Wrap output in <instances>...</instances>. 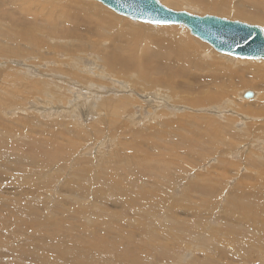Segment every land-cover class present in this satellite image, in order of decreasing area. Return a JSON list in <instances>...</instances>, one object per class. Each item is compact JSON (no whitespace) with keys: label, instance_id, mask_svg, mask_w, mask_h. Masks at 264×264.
<instances>
[{"label":"rangeland","instance_id":"rangeland-1","mask_svg":"<svg viewBox=\"0 0 264 264\" xmlns=\"http://www.w3.org/2000/svg\"><path fill=\"white\" fill-rule=\"evenodd\" d=\"M77 1L81 5H75L72 0H0V83H2L0 84V227L2 226L0 228V241L2 243H0V264H16L19 260L25 259H27V264L28 262H31L30 264H40V261L47 257L55 259L56 264H72L74 261L80 264H117V262L114 263L111 260H118L122 264H134V260L142 261L144 264H203V261L205 264H225L228 262L230 264H245L246 261H243L244 259L242 257L235 255L237 253L233 249H229V245H222L218 241V239L221 240L224 238L225 235L231 236L228 232H231L233 227L236 228V226L238 230L236 234H232V237L238 235L245 236L246 229H239L240 226H244L242 222L244 223L246 221L242 219V216H238L236 213H230L231 219L225 220L221 228L215 229L212 232L206 228L210 221H216V216L224 219L223 216L228 215L224 210L221 211L222 206L225 209L239 208V205L231 203L228 198L233 189H235V186L236 188L238 187L236 183H244L243 186L254 185L255 187L250 191L252 195H250L251 199H249V204L251 206L260 205L259 207L261 209L263 208L264 211V151L254 147L260 142L264 144V132L256 133L252 130L248 133L247 130L248 125L260 123L258 120L264 122V79L260 78L259 70L252 65L253 62L248 64L241 61L242 59L240 58L219 54L210 45L189 34V30L184 25L174 24L171 26H162L139 23L117 15L95 0ZM158 1L165 7L173 10L187 11L197 16L211 15L232 21H240L249 25L259 26L264 30V5H252L251 0ZM86 5H89V7H85ZM82 6L83 9L81 8ZM67 7L75 8V11L80 15L79 19L86 16L85 18L91 22L90 26H83L81 28L80 25L82 24L72 21L76 19L74 16L70 15L68 18L67 13V15H63V11ZM99 16H104L105 20L107 17L113 16L117 20V24H114L116 27L101 21ZM255 17L260 18L256 19ZM85 20L83 19V22ZM70 21H72V24L69 23ZM123 21L127 23L128 27L122 23ZM70 25L75 26L74 30H72ZM129 25L134 28L142 25L144 26V30L141 27L132 31ZM174 31L177 37L182 39L189 37V39L194 40L199 46L209 51V53H205L204 49H199L196 45L191 48L188 47L192 50L190 51L193 54L197 51V59L199 61L204 59V61L201 60L202 62H200L207 63L208 66L210 65L209 67L217 72L216 75L224 72V67L230 68V71H236L230 73V78H220V82L217 84L210 83L206 79L202 80L204 92H218L223 90L224 87L222 86L223 88H221L220 84L222 82L226 83L229 87L228 89L225 88L224 91L227 93L221 91L225 94L226 99L223 97L221 101L208 103L203 94L192 92L188 97L191 99V109L186 104L180 102H177V104L174 103L175 105L185 107L182 110L174 111L173 114H176L174 116L166 109L167 106L165 108V104L162 102L160 104L159 100L153 99V104H151L154 106L145 108L146 111L148 110L150 116L145 118V120H138L137 123H132L130 117L125 114H122L117 119L113 118V116H106L104 114L105 112L99 109L100 107L97 108L100 104L95 108L93 105L92 112L88 114L89 117L87 118L75 119L74 116L77 115V112H81V108L78 106L76 108L75 105L71 108H75L74 111H76V114L74 115L73 112L67 114L70 111H67V108H69L70 102L74 100V96L82 95L84 99L85 94L83 93L86 92L81 90V86L84 89L88 86L87 84H81L79 78L76 83V80L70 79L72 77L69 75H76L78 77L83 75V78L88 77L90 83H100L99 85L107 90L106 92L102 91L99 93L100 96L113 95L114 92L121 95L123 93L120 90L122 83L128 82L129 80L130 82L134 81L133 78L137 77L139 75L138 73L153 69L150 74L153 78L162 74L160 72L165 68L161 64V57L166 54L165 51H169L170 47H164L163 50V48L158 46L159 49L157 50V46H150L148 40L154 37L155 34L158 37L171 38V34ZM16 34L18 37H14ZM52 34L55 36L52 37ZM175 38H172L171 41H174ZM126 39H130L132 42L128 41L130 44H127L128 42L123 41H127ZM141 42L147 44V46L149 44L148 48L150 51ZM178 45L181 44L178 43ZM183 47L185 46L183 45ZM4 50L6 52L12 50V53L7 52V54H11L10 58L2 59L4 57L2 55ZM142 50L147 51V60L149 59L147 61L149 64L147 63L146 65L147 69H144L142 64H138L137 62L145 56ZM93 52L95 53L93 54ZM113 55L118 56L119 59L127 60L131 58L132 61H136L128 73L115 69V73L127 74L126 78L122 77L119 80V78L114 76V73L107 70L105 58ZM93 58H96V69L93 72L90 70L86 72L88 71L86 68L90 67L89 62ZM32 61L35 63L34 65H31L33 64ZM258 63H261V65L259 64V68H264V61ZM26 67H30L29 73ZM158 68H161V70L159 71ZM42 69L44 70L42 71L44 81L47 77L55 80L51 74L54 76L55 74L57 75V72L59 74L64 71L68 75L59 74L58 76L60 77L61 75L64 76V80L60 81V83L59 80H56L55 83L51 81V78L47 79L50 82V86L43 87L41 84L42 80L38 79L40 78L38 73ZM193 71L190 69V72L200 73L201 76L208 73L206 71H198V73ZM11 74L12 77H10ZM239 79H242V84L239 83ZM70 81L75 83L74 87H72ZM189 82V80L177 81V83L183 84L185 86L184 88L189 87V89H193L191 87L192 85L189 86ZM52 83L55 84L52 85ZM146 83L144 84L147 86ZM33 84L35 88H38L32 90L34 87ZM6 85L9 86L7 87ZM244 85L247 87H242ZM95 90L97 92L99 91L98 89ZM246 90L254 92L253 100L241 99L240 94ZM13 94L14 96H12ZM15 95H18V98ZM59 95H62L61 99L56 100L59 99ZM127 98L131 101L129 93H127ZM198 98L202 101L201 108L195 104ZM135 99L137 98L135 97ZM62 101L64 102L62 103ZM169 103L171 104L172 101ZM221 106H223L222 109L216 108ZM43 108L46 110L49 109L48 111L50 113H45ZM65 109L64 115L63 111ZM82 111H85V109ZM186 115L192 117L190 119L188 118V120H183V117ZM204 115L209 118L212 116V119L215 118L221 127L228 125V127H224L223 129L219 128L220 132L215 137L216 144L211 147L204 142L207 140V133L198 125V120L201 116L204 117ZM221 116H224L227 122L222 121L223 119H220ZM167 119H173L180 124H188L190 126L189 132L187 130L176 131L180 134L178 138L175 135L174 140H164L160 136L174 131L163 128L166 126L164 123H167ZM229 119L233 120V122H230ZM204 122L200 121L201 124H204ZM210 125L212 126V122H210ZM211 126H209V129ZM113 127L120 129L110 130L111 132L113 131L111 133L107 128ZM153 130L156 131L153 133ZM97 131H100V134L96 135ZM140 132L142 133L141 135ZM133 134L138 135L136 136L137 138ZM143 134H145V137ZM149 134L152 135L149 136ZM105 143L108 144L104 146ZM154 143L156 144L157 151L152 153L147 147H151ZM236 149H239L235 152L236 154L231 155ZM231 150L234 151L232 152ZM147 153L151 154V156H156L158 160L167 159L169 162L172 161L173 166H170L171 168L169 167L171 170L168 168V171H165L162 167L159 169L156 162L152 161L149 163V166L155 167L152 172L150 170L146 171L145 166H139L144 175L140 180V177L134 173L136 170L135 167L138 166L134 167L133 164L127 165L126 162L136 161L141 158L144 159L143 157ZM254 163V167L250 166L254 165ZM115 165L129 167L133 171V174H127L126 176L131 180L140 181V183H153L156 186L153 191L158 192L159 190L163 194L165 197L163 198V203H166L170 208L172 207L170 209L172 212L174 209L172 203H170V199L177 202L178 207L176 209L178 211L175 209L173 212L174 215L179 219L190 220V223L186 221L183 226L175 222L169 224L165 218L166 214H163V212H160L161 215L159 214L157 217H147L151 213L149 207L151 200L149 198L138 203H133L128 209H124L120 204L121 202L119 203L115 197L108 193L112 189L110 185L104 187L103 191L105 193H99L96 189L102 187L101 184L109 179L108 175H112L113 178L123 176L121 172L118 176L114 175L112 169ZM160 174L165 175L164 178L167 180L161 178ZM91 177H97L101 183L98 180L96 181L97 183H93ZM203 183L205 184L203 185ZM77 184H82V187L78 189L75 186V188L71 189V187H74L73 185ZM191 184L193 186H190ZM159 185L162 186L159 187ZM143 187L146 190L150 187V184L141 185L142 189ZM257 191L262 197L256 195ZM205 192L207 194L215 193L211 197L214 202L212 200L206 202L207 198L205 197L208 195ZM192 193L198 194V198L192 196ZM186 195H189L188 198ZM253 195L255 196L253 197ZM237 198H240V196H237ZM225 199H228L231 204L225 203ZM192 200L195 202H192ZM182 201H186L189 206L183 207V203L181 204ZM198 202L201 204L199 205V217L203 220L202 225L197 224L196 221L194 223L192 221L195 218V209L197 208ZM239 202L242 203L243 198ZM143 204H146V208L133 209L135 205ZM263 211L257 210V213L254 214L257 217L252 223H255L258 218L264 220ZM142 215L145 216L146 225L138 226V220ZM150 226L156 230L153 232ZM245 226H248L247 221L245 222ZM191 227L193 229L192 236L196 234L199 236L206 235L207 238H204L205 241L199 240L197 244L191 243L185 246L186 232L190 231ZM161 228L173 229L177 233H174L175 236L172 237L173 233ZM180 231L184 232L178 233ZM67 235L73 236L74 242L67 244L69 241L66 237ZM252 235L258 237L251 238V240L250 237H248L249 239L247 238L248 240H240L241 238L238 237L239 240H236V246H253L251 249L254 250L255 258L251 264H264V262H260V258L264 255V248H260V243L264 242V234L257 233L256 235L255 233H251L250 236ZM169 238L172 239L171 242L167 241L170 240ZM116 239L120 243L119 245H114V247H117L113 252L115 258L111 259L108 257L107 259V257H104L106 254L108 255L106 251L101 252L99 256L95 254L94 251H97L95 246H110L114 244ZM140 242L142 243L140 244ZM177 242L184 245L178 249L179 251L176 249L177 247L174 248ZM153 245L158 247L154 249L155 251H176L178 253L171 258L172 260L174 259L173 261L171 259L163 260L152 255ZM163 245H166L165 248L169 246L173 249H163ZM18 249H26L35 255H28L25 259L22 257L19 258L16 256V250ZM182 249L185 250L183 251ZM117 253L126 257L125 260L118 258ZM221 253H225L226 255ZM131 255L134 259L129 258V256L132 257ZM59 256H65L70 259L80 258L66 261L59 260ZM37 257L40 260H36Z\"/></svg>","mask_w":264,"mask_h":264},{"label":"bare ground","instance_id":"bare-ground-1","mask_svg":"<svg viewBox=\"0 0 264 264\" xmlns=\"http://www.w3.org/2000/svg\"><path fill=\"white\" fill-rule=\"evenodd\" d=\"M96 2H98L99 4H101V5H103L101 2H99V1H97V0H95ZM72 2H74V4L75 5H81L77 0H72ZM160 3V2H159ZM161 4V3H160ZM251 4L252 5H264V0H251ZM161 5H163V4H161ZM84 6V5H83ZM83 6L81 7L82 9H83ZM164 6V5H163ZM85 7H89V5H86ZM105 8H106V6H104ZM165 7V6H164ZM167 8V7H166ZM52 9V8H51ZM54 9V8H53ZM86 9V8H85ZM107 9H109V10H111L110 8H108L107 7ZM168 9H170V8H168ZM170 10H173V9H170ZM112 12H114V13H116L115 11H113V10H111ZM173 11H177V10H173ZM50 12V11H49ZM85 12H87L86 10H85ZM187 12V11H186ZM56 13V12H55ZM68 15H67V14ZM189 13V12H188ZM117 15H119V16H121V17H124V18H127V19H131L132 21H135V22H139V23H145V24H151V25H156V24H152V23H149V22H145V21H139V20H137V19H134V18H130V17H127V16H125V15H122V14H118V13H116ZM191 14V13H190ZM63 15H67V17L69 18V16L70 15H72V16H74L76 19H74V20H72V21H76L78 24H82V25H80L81 26V28H83V26H90V24H91V22L87 19V18H85L86 16H84L82 19H79V17H80V15L75 11V8L73 9V8H71V7H67V9L66 10H64L63 11ZM193 15V14H192ZM205 16H211V15H205ZM217 17V16H216ZM53 18V17H52ZM63 18V17H62ZM219 18H221V17H219ZM256 19H259L260 17H255ZM51 19V18H50ZM67 19V18H66ZM83 19H86L84 22H83ZM99 19L101 20V21H104V22H107L108 24H110L111 26H114V27H116V25H114L115 23H116V19L115 18H113V16H109V17H107V19L105 20V17L104 16H99ZM118 19V18H117ZM222 19H224V18H222ZM63 20V19H62ZM100 20H99V22H100ZM226 20H228V19H226ZM72 21H70L69 23L70 24H72ZM94 21V20H93ZM229 21H232V20H229ZM52 22V21H51ZM237 22H240V21H237ZM122 23H124V25L126 26V27H128V25H127V23H125V21H123ZM117 24V23H116ZM247 24V23H246ZM50 25H52V24H50ZM157 25H160V24H157ZM171 25H174V24H170V25H168V26H171ZM181 25H183V24H181ZM249 25V24H248ZM14 26V25H13ZM71 27H72V30H74V27L75 26H73V25H70ZM92 26V25H91ZM163 26V25H162ZM177 26V25H176ZM250 26H256V25H250ZM11 27V26H10ZM104 27V26H103ZM102 27V28H103ZM119 27V26H118ZM129 27L131 28V30L133 31V30H135V29H139V28H141L142 27V30H144V26H139L138 28H134V27H132V26H130L129 25ZM184 27H186L185 25H184ZM259 27V26H258ZM77 28V27H76ZM78 28H80V27H78ZM91 28H93V27H91ZM120 28V27H119ZM261 28V27H260ZM8 29V28H7ZM89 29V28H88ZM96 29V28H95ZM105 29V28H104ZM186 29H187V27H186ZM262 29V28H261ZM16 30V29H15ZM18 30V29H17ZM94 30V29H93ZM71 31V30H70ZM90 31H92V30H90ZM262 31H263V35H264V30L262 29ZM17 32V31H16ZM68 33H69V31H67ZM119 32V31H118ZM131 32V31H130ZM14 33V32H13ZM18 33V32H17ZM73 33H75V32H73ZM96 33V32H95ZM94 33V34H95ZM163 33V32H162ZM56 34V33H55ZM62 34L64 35V33H63V31H62ZM131 34V33H130ZM169 34V33H168ZM189 34H191L190 33V31H189ZM9 35H10V33H9ZM53 35V34H52ZM59 35V34H58ZM138 35V34H137ZM148 35V34H147ZM172 35V37L171 38H167V37H161V36H156V34L154 35V37H151V38H149V43H150V46H157L156 48H157V50L159 49L158 48V46L160 47V48H163V50H164V47H170V49H169V51L167 52V51H165L166 52V54L165 55H163L162 57H161V59H162V62H161V64L162 65H164L163 67L165 68L163 71H161L160 73H162L161 75H158L157 77H155V78H153L150 74H151V72H152V70H149V71H147V72H141V73H138L139 75L137 76V77H134L133 79H134V81H131L130 82V80L128 81V82H125V83H122V85L120 86V90L123 92L121 95H118V94H116V92H114V94L113 95H103V96H100L99 95V93H101L102 91H104V92H106L107 90H105V89H103V87H101L99 84H97V83H94V82H89V80H88V77L87 78H83L82 76L81 77H78V76H76V75H69V76H71L72 78H70V79H72V80H76V83H77V80H78V78H79V81L81 82V84H87L88 86H86V88L84 89V88H82V86H81V90L82 91H84V92H86V93H83V94H85V96H84V99H83V96L82 95H76V96H74V100L73 99H71V100H73V101H71L70 102V105H69V108H67V111L68 110H70V111H68L67 112V114L70 112V113H72L73 112V114L75 115L76 114V111H74V109L75 108H71L72 106H76V108H77V106L78 107H80L81 108V112H77V115L76 116H74L75 117V119H82V118H87V117H89L88 116V114H90L91 112H92V107H93V105H94V108L97 106V105H99L97 108H99L100 110H103L104 112V114L107 116H113V118H115V119H117L119 116H121L122 114H125V115H127L128 117H130V120H131V122L132 123H137L138 122V120H140V119H142V120H145V118H147L148 116H150L149 115V113H148V110L146 111L145 110V108L146 107H152V106H154V105H152L153 103V99H157V101L159 100V102H160V104H165V108H166V106H167V108L166 109H168V111L170 112V114H172L173 116L174 115H176L175 113L173 114V112L174 111H179L180 109L182 110V109H184L185 107L184 106H178V105H175L174 103H176L177 104V102H180V103H182V104H186V106H189L190 107V105H191V99L190 98H188L190 95H191V93L192 92H196V93H198V94H203L204 95V97H205V99H206V101L208 102V103H214V102H216V101H221V99L224 97L225 98V94L224 93H222L221 91H224V89L226 88V89H228V85L226 84V83H221L220 85V87L221 88H223V90H220V91H218V92H210V91H207V92H204L203 91V89H204V86H203V84H202V80L203 79H206L207 81H209L210 83H213V84H217V83H219L220 82V78H230L231 77V75H230V73H233V72H236L235 70L233 71H230V68H226V67H224V72H222V73H219L220 75H216V73L217 72H215L211 67H209L208 66V64L207 63H201L202 61L201 60H203L204 61V59H201L200 61L197 59V55H198V52L196 51L194 54H193V52H191L192 50L190 49L192 46H197L199 49L201 48V49H204V51H205V53H209V51L207 50V49H205V48H203V47H201V46H199L194 40H192V39H189V37H185L186 39H182V38H179V37H177V35H176V33H175V31L171 34ZM192 35V34H191ZM17 36V34L14 36V37H16ZM55 35H53L52 37H54ZM106 36V35H105ZM141 36V35H140ZM145 36V35H144ZM175 36H176V38H175ZM194 36V35H193ZM9 37V36H8ZM18 37V36H17ZM48 37V36H47ZM51 37V36H50ZM67 37H68V34H67ZM100 37V36H99ZM169 37V36H168ZM194 37H196V36H194ZM74 38V37H73ZM172 38H175V40L174 41H171L172 40ZM11 39V38H10ZM66 39V38H65ZM123 39V38H122ZM121 39V40H122ZM145 39V38H144ZM181 39V40H180ZM78 40V39H77ZM127 40V39H126ZM138 40V39H137ZM141 40V39H140ZM15 41V40H14ZM124 42H132L130 39L129 40H127V41H125V40H123ZM135 41H136V39H135ZM144 41V40H143ZM146 41V40H145ZM16 42V41H15ZM127 43V44H130V43ZM142 44H144L143 42H141ZM140 43V44H141ZM178 43H180L181 45H178ZM45 44V43H44ZM46 45V44H45ZM118 45H119V43H118ZM183 45L185 46V47H183ZM188 45V46H187ZM50 46V45H49ZM144 46L145 47H149V44H148V46H147V44H144ZM143 46V47H144ZM42 47V46H41ZM112 47V46H111ZM188 47H190V48H188ZM105 48H107V47H105ZM110 48V47H109ZM1 49V48H0ZM3 49V48H2ZM103 49V48H102ZM101 49V50H102ZM153 49V48H152ZM166 49V48H165ZM98 50V49H97ZM105 50V49H104ZM148 50L150 51V49L148 48ZM155 50V49H154ZM153 50V51H154ZM156 50V51H157ZM191 50V51H190ZM215 50V49H214ZM36 51V50H35ZM142 51H144V53H143V55H145V56H143L141 59H139L137 62H138V64H142V66L144 67V69H147V67H146V65H147V61L149 60H147V58H148V56H147V51L146 50H142ZM160 51V50H159ZM162 51V50H161ZM8 53H12V50H8L7 51ZM7 52L4 50L3 52H2V55H4V57L2 58V59H5V58H10V56H11V54H7ZM34 52V51H33ZM109 52H111V51H109ZM121 52V51H120ZM152 52V51H151ZM163 52V51H162ZM201 52V51H200ZM37 53V52H36ZM68 53V52H67ZM95 52H93V54H94ZM219 53V52H218ZM41 54V53H40ZM123 54V53H122ZM219 54H223V53H219ZM55 55V54H54ZM101 55H103V54H101ZM110 55V54H109ZM223 55H228V54H223ZM150 56V55H149ZM228 56H231V55H228ZM23 57V56H22ZM53 57V56H52ZM102 57H104V56H102ZM106 57V56H105ZM160 57V56H159ZM231 57H234V58H239V57H235V56H231ZM38 58H40V57H38ZM56 58V57H55ZM91 58H92V56H91ZM150 58V57H149ZM155 58H156V56H155ZM24 59V58H23ZM22 59V60H23ZM37 59V58H36ZM53 59V58H52ZM88 59V58H87ZM104 59V58H103ZM135 59V58H134ZM151 59V58H150ZM158 59V58H157ZM240 59H242L241 61H244L245 63H248V64H250V62L252 63V65H254L258 70H259V72H260V78L261 79H264V68H259V64L261 65V63H258V62H262V61H264V59H243V58H240ZM11 60V59H10ZM25 60V59H24ZM34 60V59H33ZM44 60V59H43ZM50 60H51V58H50ZM96 58H93L92 59V61L91 62H89L90 63V67H87L86 69L88 70V71H86V72H89V70L91 71V72H93L95 69H96V67H97V65L95 64L96 63ZM250 60H252V61H250ZM253 60H261V61H253ZM14 61V60H13ZM37 61V60H36ZM35 61V62H36ZM39 61V60H38ZM41 61V60H40ZM160 61V60H159ZM228 61V60H227ZM236 61H240V60H236ZM84 62H85V60H84ZM99 62V61H98ZM257 64H256V63ZM14 63H17V62H14ZM32 63H33V61H32ZM37 63V62H36ZM105 63H106V67H107V70L108 71H110V72H112V73H114V76L116 77V78H119V80H120V78H122V77H124V78H126V76H127V74H122V73H120V72H116L115 73V69H119V71H121V72H126V73H128L132 68H133V66H134V64L136 63V61H132L131 60V58L130 59H127V60H123V59H119V57L117 56H115V55H113V56H110V57H106L105 58ZM160 63V62H159ZM237 63V62H236ZM7 64V63H6ZM17 64H19V63H17ZM35 63H33V64H31V65H34ZM38 64H40V62H38ZM86 64H88V63H86ZM102 64V63H101ZM149 64V63H148ZM231 64H233V63H231ZM21 65H22V62H21ZM25 65V64H24ZM30 65V66H31ZM78 65V64H77ZM83 65V64H82ZM152 65V64H151ZM217 65V64H216ZM29 66V65H28ZM84 66V65H83ZM149 66V65H148ZM237 66V65H236ZM25 67V66H24ZM33 67V66H32ZM54 67V66H53ZM69 67V66H68ZM82 67V66H81ZM105 67V68H106ZM152 67V66H151ZM42 68V67H41ZM46 68V67H45ZM44 68V69H45ZM59 68V67H58ZM79 68V67H78ZM22 69V68H21ZM20 69V70H21ZM36 69H37V67H36ZM39 69V68H38ZM47 69V68H46ZM48 69H50V68H48ZM82 69V68H81ZM159 69V71L161 70V68H158ZM190 69L191 70H194L193 72H197L198 73V71L199 72H204V71H206V72H208L207 74H204V76H201L200 75V73H198V74H196V73H192V72H190ZM26 70H27V72L29 73V71H30V67H26ZM61 70V69H60ZM83 70V69H82ZM85 70V69H84ZM217 70V69H216ZM9 71H10V69H9ZM39 71V70H38ZM42 71H44L43 69L42 70H40L39 71V73H38V76H40V78H38L39 80H42V85H43V87H47V86H50V82H48L47 81V79H50V78H48L47 77V79H46V77H45V81H44V75H43V73H42ZM50 71V70H49ZM56 71V70H55ZM36 72V71H35ZM51 72V71H50ZM60 72V71H59ZM75 72V71H74ZM84 72V71H83ZM5 73H7V72H5ZM27 73V74H28ZM146 73V74H145ZM59 74H65V76H66V74L67 73H64V71L62 72V73H59ZM58 74V72H57V75L55 76H53V74H51L52 75V77H54L55 78V80H53L52 78H51V81H58L59 80V83H60V81H63L64 79H63V77L64 76H62L61 75V77L60 76H58L59 75ZM69 74H71V73H69ZM74 74H76V73H74ZM79 74H81V72H79ZM83 74V73H82ZM86 74V73H85ZM166 74V75H165ZM68 75V74H67ZM87 75V74H86ZM133 75V74H132ZM131 75V76H132ZM2 76H3V74H2ZM46 76V75H45ZM5 77H6V74H5ZM10 77H12V74H11V76ZM14 77V76H13ZM84 77H85V75H84ZM103 77V76H102ZM4 78V77H3ZM7 80H8V78H6ZM5 79V80H6ZM15 79V78H14ZM32 79V78H31ZM17 80H19V79H17ZM38 80V81H39ZM102 80V79H101ZM183 80H189L190 82V84H189V86L190 85H192L191 87L193 88V89H189V87L188 88H184L185 86L183 85V84H179V83H177V81H183ZM24 81V80H23ZM26 81V80H25ZM31 81V80H30ZM29 81V82H30ZM66 81H68V80H66ZM92 81H94V80H92ZM205 81V80H204ZM4 82V81H3ZM6 82V81H5ZM18 82V81H17ZM71 82V81H70ZM146 82H148V83H146ZM206 82V81H205ZM14 83V82H13ZM16 83V82H15ZM30 83H32V82H30ZM38 83V82H37ZM40 83V82H39ZM56 83V82H55ZM54 83V84H55ZM144 83H146L147 84V86L144 84ZM207 83V82H206ZM205 83V84H206ZM239 83H243V81H242V79H239ZM0 84H2V83H0ZM8 84V83H7ZM53 83H52V85H54ZM70 84H72V87H74L75 86V83H73V81L70 83ZM144 84V85H143ZM13 85H15V84H13ZM34 85V84H33ZM57 85V84H56ZM107 85V84H106ZM7 86V85H6ZM9 86V85H8ZM7 86V87H8ZM16 86V85H15ZM21 86V85H20ZM32 86V85H31ZM219 86V85H218ZM223 86V87H222ZM12 87V86H11ZM30 87V86H29ZM33 87V86H32ZM31 87V88H32ZM40 87V86H39ZM55 87V86H54ZM62 87V86H61ZM60 87V88H61ZM85 87V86H84ZM242 87H247L246 85H244V86H242ZM249 87V86H248ZM10 88V87H9ZM13 88V87H12ZM35 88V85H34V87L32 88V90ZM38 88V87H37ZM37 88H35V89H37ZM252 88V87H251ZM14 89H16V88H14ZM63 89V88H62ZM62 89H60V90H62ZM95 89H98L99 91L97 92ZM229 89H231V88H229ZM71 90H72V88H71ZM16 91V90H15ZM35 91V90H34ZM38 91V90H37ZM57 91V90H56ZM9 92V91H8ZM36 92V91H35ZM225 92V91H224ZM11 93V92H10ZM9 93V94H10ZM16 93V92H15ZM57 93V92H56ZM78 93V92H77ZM127 93H129L130 94V98H131V101H129L128 100V98H127ZM225 93H227V92H225ZM4 94H6V93H4ZM12 94V93H11ZM28 94V93H27ZM256 94V93H255ZM58 95V94H57ZM257 95V94H256ZM9 96V95H8ZM12 96H14V94L12 95ZM18 96V95H17ZM16 95H15V97L16 98H18ZM56 96V95H55ZM131 96H133V97H131ZM240 96H241V99L243 98V99H252V97H254V92H252V91H250V90H246V91H243L241 94H240ZM31 97V96H30ZM61 97H62V95L60 96H58V98L59 99H56V100H60L61 99ZM64 97V96H63ZM135 97L138 99H135ZM256 97H258V96H256ZM260 97V96H259ZM10 98V97H9ZM14 98V97H13ZM56 98V97H55ZM139 98H140V101H139ZM48 99V98H47ZM63 99V98H62ZM226 99V98H225ZM13 100V99H12ZM53 100V99H52ZM253 100V99H252ZM16 101V100H15ZM24 101V100H23ZM156 101V102H157ZM172 101V103L170 104L169 102H171ZM52 102V101H51ZM64 101H62V103H63ZM155 102V103H156ZM162 102V103H161ZM228 102V101H227ZM152 103V104H151ZM223 103V102H222ZM195 104L198 106V107H202V101H201V99H196V101H195ZM231 104H232V102H231ZM20 105V104H19ZM151 105V106H150ZM156 105V104H155ZM161 106H163V105H161ZM158 107H159V105H158ZM231 107V106H230ZM214 108V107H213ZM216 108H219V109H222L223 108V106H221V107H216ZM216 108H215V110H216ZM229 108V107H228ZM52 109V108H51ZM64 109V108H63ZM85 109V111H82V110H84ZM190 109H191V107H190ZM49 109H45V108H43V111L45 112V113H50L49 111H48ZM202 110V109H201ZM42 111V112H43ZM65 111H66V109L63 111V114L65 115ZM163 111V110H162ZM172 111V112H171ZM239 111V110H238ZM94 112V111H93ZM100 112V111H99ZM133 112H136V113H133ZM216 112H217V110H216ZM219 112V111H218ZM237 112V111H236ZM259 112V111H258ZM167 113V112H166ZM187 113V112H186ZM221 113V112H220ZM261 113V112H260ZM103 114V115H104ZM188 114V113H187ZM217 114V113H216ZM257 114V113H256ZM102 115V116H103ZM222 115H223V113H222ZM101 116V117H102ZM178 116V115H177ZM260 116V115H259ZM13 117V116H12ZM192 116H184L183 118V120H188V118L190 119ZM212 117V116H211ZM209 118V117H207V116H205L204 115V117L203 116H201V118L198 120V125L200 126V128L202 129V130H204L205 131V133H207L206 134V138H207V140L206 141H204L205 142V144L206 145H208V146H213V145H215L216 144V140H215V137H216V134L217 133H219L220 131V129H223L224 127H228V125H226V126H222L221 127V125H219V123L215 120V118L214 119H212V118ZM41 118V117H40ZM106 118V117H105ZM97 119V118H96ZM220 119H223L222 121H226L227 122V119L224 117V116H221V118ZM246 119V118H245ZM136 122H135V121ZM181 120V119H180ZM75 122H76V120H74ZM141 121V120H140ZM200 121H205L204 122V124H201L200 123ZM229 121L230 122H233V120H230L229 119ZM258 121H260V123H258V124H254V125H252V124H250V125H246L247 126V130H248V133H250L252 130L254 131V132H264V122L263 121H261V120H258ZM162 122V121H161ZM166 122V121H165ZM210 122H212V126L210 125ZM218 124H217V123ZM230 122H228V123H230ZM100 123V122H99ZM161 124H163V123H161ZM135 125V124H134ZM153 125V124H152ZM164 125H166L165 127H163V128H167L168 130L169 129H171V130H174V131H172V132H170V133H167V134H162L163 136H160V137H163L164 138V140H166V139H168L167 141H169V140H174V137H175V135H176V137L178 138L179 137V133L178 132H176V131H181V130H187L188 132H189V129H190V126L188 125V124H180L178 121H174L173 119L172 120H168L167 119V123H164ZM163 125V126H164ZM122 126H124V125H122ZM157 126V125H156ZM185 126H186V128H185ZM209 126H211V128L209 129ZM117 127V126H116ZM156 128V127H155ZM173 128V129H172ZM220 128V129H219ZM4 129V128H3ZM109 131L110 130H118V129H120V128H115V127H113V128H107ZM122 129H123V127H122ZM146 129V128H145ZM90 130V129H89ZM131 130V129H130ZM140 130V129H139ZM138 130V131H139ZM148 130V129H147ZM163 130H165V129H163ZM239 130V129H238ZM120 131V130H119ZM132 132H133V130H131ZM134 131H135V129H134ZM136 131H137V129H136ZM154 131H156V130H153V133H154ZM158 131V130H157ZM165 131H167V130H165ZM111 132V131H110ZM113 132V131H112ZM111 132V133H112ZM129 133H131L130 131H129ZM139 133V132H138ZM137 133V134H138ZM144 133V132H143ZM175 133V134H174ZM98 134H100V131H97L96 132V135H98ZM142 133L140 132V135H141ZM134 135V134H133ZM144 135V137H145V134H143ZM150 135H152V134H149V136ZM118 136V135H117ZM135 137L136 136H138V135H134ZM148 136V135H147ZM148 136V137H149ZM156 136V135H155ZM152 137V136H151ZM158 137V136H157ZM137 138V137H136ZM104 139V138H103ZM98 140V139H97ZM124 142V141H123ZM122 142V143H123ZM166 142V141H165ZM229 142V141H228ZM103 143V142H102ZM139 143V142H138ZM106 144H108V143H105L104 144V146L106 145ZM113 144H115V143H113ZM139 145V144H138ZM98 146H99V144H98ZM101 146V145H100ZM108 146V145H107ZM106 146V147H107ZM141 146V145H140ZM148 146V145H147ZM254 147H256L257 149H259V150H261V151H264V149H263V147H264V144L262 143V142H260V143H258V144H256ZM115 148V147H114ZM148 149H149V151L150 152H156L157 151V147H156V144L154 143V144H152L151 145V147H147ZM226 150V149H225ZM230 150V149H229ZM235 150V149H234ZM233 150V151H234ZM239 150V149H238ZM237 149H236V151H232L233 153H231V155H235L236 153L235 152H237L238 151ZM241 150V149H240ZM245 151V150H244ZM247 151V150H246ZM177 153V152H176ZM220 153V152H219ZM134 154H136V153H134ZM154 155H156V154H154ZM113 156H114V154H113ZM133 156V155H132ZM223 156V155H222ZM144 159H138V160H134V161H127L126 162V164L128 165H134V167L135 166H138V167H135L136 168V170L134 171V173L136 174V175H138L139 177H140V180L143 178V171L140 169V167L139 166H145L144 168H145V170L146 171H153L154 170V168L155 167H152V166H149V163L150 162H152V161H155L156 162V164H157V167L160 169L161 167L165 170V171H168V168L170 167V166H173V164L171 163L172 161H167V159H163V160H158L157 159V157L156 156H151V154H149V153H147L146 155H144V157H143ZM242 158H243V156H242ZM246 159V158H245ZM244 159V160H245ZM171 160V159H170ZM27 161V160H26ZM177 162V161H176ZM138 163H141V164H138ZM177 164V163H176ZM122 165H125V164H122ZM122 165H115V167H113V169H112V171L114 172V175H116V176H118L119 175V173L121 172V173H123V176L122 177H116V178H113L112 177V175H108L109 176V179H107L104 183H102L101 184V186L102 187H99L98 189H96L99 193H105L103 190H104V187H107L108 185H110V186H112V189H110V192H108L110 195H112L113 197H115V199L123 206V208L124 209H128L133 203H138V202H141V201H144L146 198H149L150 200H151V203L149 204V207H150V214L147 216V217H149V216H154V217H157V215L159 216V214H160V212H163V214L165 213L166 214V219H167V223H169V224H172L173 222H175V223H177V224H180L181 226H183L185 223H186V221H188V223H190L189 221L190 220H183V219H179L177 216H175L174 215V210L178 207L177 206V202H175L174 200H172V199H170L171 201H170V203H172V206H173V212H172V210H170L171 208L166 204V203H163V198H165L164 196H163V194L162 193H160V191L158 190V192H154L153 190L155 189V185L153 184V183H146V182H143V183H140V181H134V180H131V179H129L126 175L128 174V175H131V174H133V171L132 170H130L129 169V167H121ZM250 165V164H249ZM250 166H255V163H254V165H250ZM121 167V169H119ZM171 168V167H170ZM169 168V169H170ZM249 168V167H248ZM171 170V169H170ZM264 170V169H263ZM262 170V171H263ZM161 171H163V170H161ZM218 171V170H217ZM207 172V171H206ZM163 173V172H162ZM166 173V172H165ZM222 173V172H221ZM164 174V173H163ZM214 174V173H213ZM206 175H208V174H206ZM223 175V174H222ZM224 175H225V173H224ZM160 176H161V178H163V179H165L164 178V176L163 175H161L160 174ZM171 176V175H170ZM170 176H168V177H170ZM173 176V175H172ZM204 177H205V175H204ZM208 177V176H207ZM211 178V177H210ZM169 179V178H168ZM174 179V178H173ZM202 179V178H201ZM99 181V183H101L100 182V179H97V177H91V181L93 182V183H97L96 181ZM165 180H167V179H165ZM177 180V179H176ZM179 180V179H178ZM208 180H209V178H208ZM201 181V180H200ZM171 182H173V181H171ZM175 182V181H174ZM241 182V181H240ZM239 182V183H240ZM145 184H150V187L149 188H147L146 190H144V187H143V189L141 188V185H145ZM153 184V185H152ZM205 183H203V185H204ZM213 184V183H212ZM220 184V183H219ZM237 185H238V189L236 188V186H235V189H233V191H232V193L230 194V196L228 197L229 198V200H230V202L231 203H235V204H237V205H239V208H237V209H230V208H226L225 209V207L224 206H222L221 208V211L222 210H224L226 213H228V215L226 216H223L224 217V219L223 218H219V217H215L216 218V221H214V220H212V221H210L209 222V224H208V226H207V230H211V232L212 231H214L215 229H219V228H221V225L224 223V221L226 220H229V219H231V216H230V213H236L238 216L240 215V216H242V219L245 221H247L248 222V226H245V222L243 223L242 222V224H244V226H240L239 227V229L240 228H245L246 229V234H245V236H240V235H238V236H234V237H232L233 235L232 234H236V231L238 230V229H236L237 228V226H236V228L235 227H233V230L231 231V232H228V234H230L231 236H228V235H225L224 236V238H222L221 240L220 239H218L217 237H216V239H218V241H220V243L222 244V245H229V249H233L237 254H235V255H238L239 257H242V259H244L243 261H246V263L245 264H251V263H253V261H254V258H255V254H254V250L253 249H251L252 247L251 246H249L248 245V247H246V246H244V245H239L238 247L236 246V240H239V238L238 237H240L241 239L240 240H243V239H247L248 237H250V240H251V238H257L258 236H250L251 235V233H255L256 235H257V233L259 234V233H262V234H264V227L262 228V226H264V220H261V219H257L256 220V222L255 223H252L253 222V220L257 217L256 215H254L255 213H257V210H260V211H263V208L261 209L259 206H251L250 204H249V199H251V197H250V195H252V194H250V191H252L251 189L252 188H254L255 186L254 185H251V186H249V185H247V186H243V184L244 183H240V184H238V183H236ZM195 185V184H194ZM202 185V184H201ZM210 185V184H209ZM74 187H71V189H73V188H75V186H77V188L78 189H80L81 187H82V184H77V185H73ZM79 186V187H78ZM162 186V185H161ZM160 185H159V187H161ZM190 186H193V184H191ZM213 186V185H212ZM214 186H219V185H214ZM145 187H147V186H145ZM158 187V186H157ZM183 187H184V185H183ZM84 188V187H83ZM82 188V189H83ZM110 188V187H109ZM201 188H202V186H201ZM204 188H206L207 189V187H205L204 186ZM77 189V190H78ZM203 189V188H202ZM208 189H209V187H208ZM215 189V188H214ZM217 189V188H216ZM77 190H73V191H77ZM204 190V189H203ZM210 190V189H209ZM208 190V191H209ZM106 191V190H105ZM212 191V190H211ZM90 192V191H89ZM187 192V191H186ZM206 193V192H205ZM92 194V193H91ZM213 194H215V193H212V194H207L206 193V195H208L207 197H205V198H207L206 199V202L207 201H209L210 202V200H212V195ZM219 194V193H218ZM255 194V193H254ZM201 195V194H200ZM205 195V194H204ZM228 195V194H227ZM256 195H258V197H262V195L260 194V193H258V191H257V194ZM187 196V195H186ZM189 196V195H188ZM188 196H187V198H188ZM192 196H195V197H197L198 196V194H193L192 193ZM237 196H240V198H237ZM255 195H253V197H254ZM214 197V196H213ZM186 198V199H187ZM198 198V197H197ZM199 198H200V196H199ZM227 198V197H226ZM243 198V202L241 203V202H239L241 199ZM195 199V198H194ZM114 200V199H113ZM130 200V201H129ZM139 200V201H138ZM199 200V199H198ZM201 200V199H200ZM226 200V199H225ZM224 200V201H225ZM229 200L227 199L226 200V202L225 203H227V204H231V203H229ZM253 200V199H252ZM254 201V200H253ZM115 202V201H114ZM192 202H195L194 200H192ZM203 202V201H202ZM206 202H205V204H206ZM212 202H214L213 200H212ZM183 203V207L184 206H189V204L186 202V201H182L181 202V204ZM255 204V203H254ZM253 204V205H254ZM259 204V203H258ZM199 205H201L200 204V202H198L197 203V208L195 209V218H194V220H192L193 221V223H194V221H196V223L197 224H200V225H202V223H203V220L201 219V217H199V209H200V206ZM263 205V204H262ZM176 206V207H175ZM27 207V206H26ZM144 208H146V204H143V205H135L134 207H133V209H135V210H137V209H144ZM60 210V209H59ZM177 210V209H176ZM191 210V209H190ZM211 210V209H210ZM178 211V210H177ZM176 211V212H177ZM212 211V210H211ZM85 212V211H84ZM202 212V211H201ZM186 213V212H185ZM198 213V214H197ZM222 213V212H221ZM260 213V212H259ZM263 213H264V211H263ZM83 214V213H82ZM162 214V215H163ZM224 214V213H223ZM74 215H75V213H74ZM84 215V214H83ZM108 215H110V214H108ZM161 215V214H160ZM185 215V214H184ZM207 215V214H206ZM209 215H210V212H209ZM257 215H259V214H257ZM96 216V215H95ZM233 216H235V215H233ZM263 216H264V214H263ZM6 217V216H5ZM13 217V216H12ZM74 217V216H73ZM78 217V216H77ZM104 217V216H103ZM162 217H164V216H162ZM202 217H203V215H202ZM207 217V216H206ZM222 217V216H221ZM227 217H229V218H227ZM237 217V216H236ZM260 217V216H259ZM106 218V217H105ZM210 218H211V216H210ZM193 219V218H192ZM233 220V219H232ZM161 221V220H160ZM163 221V220H162ZM161 221V222H162ZM166 221V220H165ZM191 221V222H192ZM164 222V221H163ZM240 222V221H239ZM208 223V222H207ZM237 223H238V221H237ZM1 224V223H0ZM49 224V223H48ZM165 224V223H164ZM141 225H146V219H145V216L144 215H142V216H140V218H139V220H138V226H141ZM153 226V225H152ZM152 226H150V228L152 229V231L154 232L156 229L155 228H153ZM194 226V225H193ZM2 227V226H1ZM0 227V228H1ZM143 227V226H142ZM195 227V226H194ZM198 227V226H197ZM223 227H225V226H223ZM128 228V227H127ZM196 228V227H195ZM199 228V227H198ZM27 229H28V227H27ZM143 229V228H142ZM141 229V230H142ZM161 229H164V230H166V231H168V232H170V233H173L172 234V237L173 236H175V234L174 233H177V231H175V230H173V229H168V228H161ZM128 230V229H127ZM149 231V230H148ZM224 231V230H223ZM6 232V231H5ZM113 232H114V230H113ZM126 232V231H125ZM145 232H146V230H145ZM144 232V233H145ZM184 231H180V232H178V233H183ZM186 232V231H185ZM60 233V232H59ZM127 233V232H126ZM187 234H186V240H185V246H187V244H197V242L200 240H202V241H205V239L204 238H207V236L206 235H203V236H199V235H193L192 236V234H193V229H192V227L190 228V231H188V232H186ZM210 233V232H209ZM248 233H250V234H248ZM31 234V233H30ZM203 234V233H202ZM122 235V234H121ZM124 235V234H123ZM149 235H150V233H149ZM188 235H189V237H188ZM223 235V234H222ZM1 236H2V234H1ZM5 236V235H4ZM16 236V235H15ZM29 236V235H28ZM144 236V235H143ZM181 236V235H180ZM12 237V236H11ZM17 237V236H16ZM68 239H69V241L67 242V244H69V243H71V242H74V240H73V236L71 237V236H69V235H67L66 236ZM82 237V236H81ZM151 237V236H150ZM219 237V236H218ZM263 237V236H262ZM19 238H20V236H19ZM77 238V237H76ZM22 239V238H21ZM36 239V238H35ZM168 239V238H167ZM170 239V238H169ZM249 239V238H248ZM247 239V240H248ZM3 240V239H2ZM12 240H13V238H12ZM16 240H18V239H16ZM23 240V239H22ZM27 240V239H26ZM171 240L172 239H170V240H167V241H169V242H171ZM254 240V239H253ZM8 241H10V240H8ZM19 241H21V240H19ZM23 241H25V240H23ZM82 241V240H81ZM158 241V240H157ZM231 241V242H230ZM255 241V240H254ZM264 241V240H263ZM14 242V241H13ZM12 242V243H13ZM122 242V241H121ZM156 242V241H155ZM252 242V241H251ZM0 243H1V241H0ZM11 243V242H10ZM10 243H8V244H10ZM19 243V242H18ZM17 243V244H18ZM29 243V242H28ZM34 243V242H33ZM60 243V242H59ZM78 243V242H77ZM82 243V242H81ZM119 243H120V241H118L117 239L114 241V244H112V245H110V246H101V245H99V246H95V248L97 249V251H94L95 252V254H97L98 256H99V254L101 253V252H104V251H106L107 253H108V255L106 254L105 255V253H104V257H107V259H108V257L109 258H115V256H114V254H113V252H114V250H116L115 248H117V247H114V245H119ZM142 242H140V244H141ZM157 243V242H156ZM2 244V243H1ZM15 244V243H14ZM13 244V245H14ZM20 244V243H19ZM37 244H39V243H37ZM125 244H127V243H125ZM261 245H260V248L262 249V248H264V242H262V243H260ZM4 245H5V243H4ZM11 245V244H10ZM21 245V244H20ZM30 245V244H29ZM34 245V244H33ZM40 245V244H39ZM46 245V244H45ZM122 245V244H121ZM148 245V244H147ZM169 245V244H168ZM254 245H255V243H254ZM257 245V244H256ZM6 246V245H5ZM25 246V245H24ZM43 246V245H42ZM48 246V245H47ZM71 246V245H70ZM74 246V245H73ZM154 246V245H153ZM164 246V247H163ZM162 246V248L164 249L165 248V246L166 245H163ZM182 246H184L182 243H179V242H177L176 244H175V246H174V248H176L177 250L179 249V248H181ZM191 246V245H190ZM213 246V245H212ZM7 247V246H6ZM14 247V246H13ZM19 247V246H18ZM32 247V246H31ZM40 247H41V245H40ZM46 247V246H45ZM55 247H56V245H55ZM191 247H193V246H191ZM1 248V247H0ZM2 248H4V247H2ZM33 248H34V246H33ZM43 248V247H42ZM50 248V247H49ZM156 248H158V247H156V246H154V248H153V252H152V255H154L155 257H158V258H162L163 260H170L173 256H175L178 252H176V251H171V252H169V251H162V250H154V249H156ZM187 248V247H186ZM8 249V248H7ZM51 249V248H50ZM57 249H58V247H57ZM82 249V248H81ZM165 249H173V248H170L169 246H168V248H165ZM15 250V249H14ZM26 250V249H25ZM25 250H23V249H18V250H16V256H18L19 258L20 257H22V258H26V257H28V255H35V254H33V252H29V251H25ZM33 250H35V249H33ZM127 250H129V249H127ZM148 250V249H147ZM183 250V249H182ZM185 250V249H184ZM183 250V251H184ZM56 251V250H55ZM63 251H64V249H63ZM122 251V250H121ZM179 251V250H178ZM210 251V250H209ZM50 252V251H49ZM61 252V251H60ZM139 252H140V248H139ZM53 253H55V252H53ZM68 253V252H67ZM89 253V252H88ZM130 253H132V252H130ZM148 253V252H147ZM264 253V252H263ZM3 254V253H2ZM39 254V253H38ZM60 254V253H59ZM221 254H224V255H226L225 253H221ZM10 255V254H9ZM13 255H14V253H13ZM51 255V254H50ZM81 255V254H80ZM133 255V254H132ZM131 255V256H132ZM138 255V254H137ZM92 256V255H91ZM117 256H118V258H120V259H122V260H125V258L126 257H124L122 254H120V253H117ZM128 256V255H127ZM134 256V255H133ZM133 256L132 257H130L129 256V258L130 259H134L133 258ZM178 256V255H177ZM208 256V255H207ZM6 257V256H5ZM85 257V256H84ZM13 258V257H12ZM11 258V259H12ZM77 258H80V257H76L75 259H70V258H68V257H65V256H59V260L60 259H62V260H66V261H69V260H76ZM128 258V259H129ZM178 258V257H177ZM117 259V258H116ZM186 259V258H185ZM238 259V258H237ZM240 259V258H239ZM241 259V260H242ZM261 260H260V262L262 261V262H264V255H263V257H261L260 258ZM1 260V259H0ZM9 260H10V258H9ZM12 260H14V259H12ZM36 260H40V258L39 257H37V259ZM90 260V259H89ZM172 260V259H171ZM174 260V259H173ZM172 260V261H173ZM4 261H6V260H4ZM94 261V260H93ZM105 261H107V260H105ZM112 262H114V263H116L117 262V264H122V263H120V262H118V260L117 261H115V260H111ZM129 261V260H128ZM201 261V260H200ZM236 261H238V260H236ZM11 262V261H10ZM84 262V261H83ZM6 263V262H5ZM31 263V262H30ZM29 262H28V264H30ZM91 263H92V261H91ZM133 263L134 264H144V262H142V261H136V260H134L133 261ZM154 263V262H153ZM8 264H15V263H8ZM16 264H27V259H25V260H19L18 261V263H16ZM40 264H56V260L55 259H53L52 257H47V258H45V259H43L42 261H40ZM72 264H80L79 262H77V261H74V262H72ZM110 264V263H109ZM175 264V263H174ZM203 264H205V262L203 261ZM225 264H230L229 262L228 263H225Z\"/></svg>","mask_w":264,"mask_h":264},{"label":"water","instance_id":"water-1","mask_svg":"<svg viewBox=\"0 0 264 264\" xmlns=\"http://www.w3.org/2000/svg\"><path fill=\"white\" fill-rule=\"evenodd\" d=\"M118 14L152 24H183L219 53L243 59H264V35L258 26L216 16L173 11L158 0H97Z\"/></svg>","mask_w":264,"mask_h":264}]
</instances>
